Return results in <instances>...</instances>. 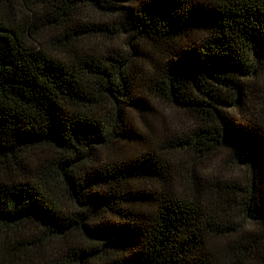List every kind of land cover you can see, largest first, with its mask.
<instances>
[{
	"label": "trees",
	"instance_id": "1",
	"mask_svg": "<svg viewBox=\"0 0 264 264\" xmlns=\"http://www.w3.org/2000/svg\"><path fill=\"white\" fill-rule=\"evenodd\" d=\"M259 262L264 0H0V264Z\"/></svg>",
	"mask_w": 264,
	"mask_h": 264
},
{
	"label": "rangeland",
	"instance_id": "2",
	"mask_svg": "<svg viewBox=\"0 0 264 264\" xmlns=\"http://www.w3.org/2000/svg\"><path fill=\"white\" fill-rule=\"evenodd\" d=\"M84 12L91 16H100V13L98 11L96 12L90 8H86ZM156 106L159 110V120L161 119L156 123V126L159 130L168 131L169 129H171L173 124H175V122L179 123L185 120L181 111L175 108H171L168 104H165L162 101H157ZM221 163L223 164L220 168H222L225 173L232 171L236 172V174H238L239 176L245 175L244 165H235L234 162L228 161L224 163V160H222ZM258 264L262 263L259 262Z\"/></svg>",
	"mask_w": 264,
	"mask_h": 264
}]
</instances>
